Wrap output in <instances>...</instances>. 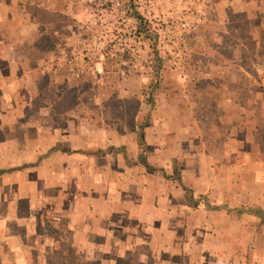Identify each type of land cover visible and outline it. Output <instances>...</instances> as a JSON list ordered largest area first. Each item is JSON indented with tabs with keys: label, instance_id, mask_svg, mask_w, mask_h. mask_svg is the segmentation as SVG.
<instances>
[{
	"label": "rangeland",
	"instance_id": "rangeland-1",
	"mask_svg": "<svg viewBox=\"0 0 264 264\" xmlns=\"http://www.w3.org/2000/svg\"><path fill=\"white\" fill-rule=\"evenodd\" d=\"M23 4L37 15L25 18L0 0V54L13 56L20 73L0 110V147L6 144L8 168L31 167L0 178V214L11 231L25 233L33 222L38 233L54 238L47 239V253L35 248L30 264H104L91 254L81 259L64 216L76 203L103 197L125 199L120 213L144 216L143 227L136 218L129 227L140 233L131 240L142 241L137 255L150 247L142 230L155 227L164 238H152L151 245L182 252V264H264V221L243 210L231 213L264 211V1L249 0L248 11L235 0ZM37 18L49 29H38ZM37 36L48 49L25 46ZM0 68L1 83H13V65L3 61ZM39 69H51L53 79ZM149 119L166 138V157L158 162L173 176L185 167L193 202L173 179H165L166 205L134 202L148 192H138L133 180L155 187L164 178L147 164V147L132 146L126 135L130 121ZM83 134L96 139L81 141ZM119 138L129 141L127 162L108 153L109 141ZM55 145L101 154L43 157ZM7 259L0 264H14L15 255Z\"/></svg>",
	"mask_w": 264,
	"mask_h": 264
},
{
	"label": "crops",
	"instance_id": "crops-1",
	"mask_svg": "<svg viewBox=\"0 0 264 264\" xmlns=\"http://www.w3.org/2000/svg\"><path fill=\"white\" fill-rule=\"evenodd\" d=\"M10 1V9L9 10H14L16 11L19 10L21 12V15L25 18L33 17V15L36 14L34 10H28L24 8L22 4H20V0H9ZM237 1V4L240 7H244L245 11H248L247 6L249 5V0H235ZM264 1V0H262ZM22 7V8H21ZM37 15V14H36ZM37 22L34 21L35 24H37V28L39 29L40 22L38 21V18L36 19ZM33 22V21H32ZM22 60V59H21ZM19 61V63L21 62ZM3 61L10 62V65H13L14 71H12V76L15 80L13 83H1L0 81V110H4L6 103L4 101L6 100V94L5 92L10 90H15L18 88V85H16V80H18V75L20 76V73H18V67L17 61L13 56H5L0 54V63ZM2 65V64H1ZM18 66V65H17ZM0 71L2 69L0 68ZM40 74L47 75V78H50L51 80L54 77V74L51 69H47L46 71L40 70ZM4 77V75H1ZM48 87V85H46ZM9 90V91H10ZM3 95V97H2ZM5 116L2 117V122H6ZM80 118V117H79ZM85 117H82L81 120H84ZM161 119L163 118H158V120L155 121V123L158 125V127L161 126ZM67 120L64 119L62 120V123H65ZM141 125V127H140ZM154 125V126H157ZM130 133H127L128 139L131 140V145H138V137L142 139L144 142V148L147 147V159L146 162L147 164L151 165V168H155L156 170L160 171V173H156L155 175L158 177L160 176L163 178L162 184H158V186L152 187L149 182H146L145 180L142 181L143 183H140L138 180H133V182L130 184L132 185L133 188H135L138 192H145L147 193V198L144 197L143 195H139L138 197H135L134 202H138L139 205H154L155 204H167V199L162 197L163 194H166V180L165 179H171V178H166V175L168 176H173L169 175L164 168H166V162L160 163L158 162V158H163L166 157L164 156V150L161 147V143L165 141L164 135H162L161 132L156 131V128L152 129L151 125V120H145L142 123H136V121H130ZM141 131L140 135L138 132ZM93 138L94 140L96 137H89L86 135H80L79 140L81 141H87L88 139ZM125 138V137H124ZM114 139L115 141H109V151L108 153H113L116 154L117 156H121L123 160L129 161V153H128V144L127 140L125 139ZM1 144V142H0ZM130 146V145H129ZM84 148V147H82ZM102 148V147H101ZM6 144L4 146L0 147V178H4V176L8 175V173L13 172V171H19L22 170L23 168L31 167V163H26L25 165H19V166H14L10 165V168L7 167L6 164ZM38 152L35 151L32 155V157H35L34 161V168H37V163H35L38 158ZM46 153L43 154V157H48L50 154H53L54 152H60L64 153L66 156H70L72 154H86V155H98L101 154L99 153L100 151L98 149L96 150H91V149H68V146H53L49 150L45 151ZM177 153L173 155L172 158L177 157ZM132 156V155H130ZM171 156V155H170ZM178 158L181 159V156H178ZM149 162V163H148ZM156 164V165H152ZM182 162V161H181ZM136 163L133 162V165ZM179 167H183V163L179 164L177 163ZM14 166V167H13ZM185 167L179 169L177 172L179 175L178 176H173L180 179V183H182L183 186L188 188L190 191H192V188L194 187V183H192L193 179L186 178L184 176ZM198 171V169H196ZM199 172V171H198ZM201 172V171H200ZM197 173V172H195ZM194 173V174H195ZM149 174L148 176H150ZM163 177H162V176ZM151 176H154L152 174ZM143 177V176H142ZM178 183V186L181 190V192H184L182 185L178 182V180L173 179ZM3 185V184H2ZM0 189H1V182H0ZM151 193H154L158 195V197H154L153 195H150ZM192 193V192H191ZM193 196V193H192ZM3 201V200H2ZM0 199V203L2 202ZM101 199H92L91 201L86 200L85 202L81 203H76L78 205H75L73 211H68L66 216V227L68 231L71 232V236L73 237V246L76 248V252L79 253L82 256V260L85 261V254H91L95 255L96 258L98 256L101 257V260L104 264H182L180 262V257L182 258V252H174L173 254L170 253L168 254L167 248L164 247V245H159V246H153L151 245V239L158 238L160 241L161 239L164 238V236L158 228H153V229H143L142 233L144 240V245L150 246L148 249H143V251L139 252L138 255L135 253L136 252V247L137 244L142 243V241H131L132 239L138 238L140 233L134 234V232H130V228L132 223L134 222V219L138 214L132 213L131 210H128L126 207L125 213H120V206H124V203L126 202L125 199H110L103 197L102 201ZM124 202V203H123ZM131 202V201H130ZM90 204V205H88ZM209 204V202H208ZM100 208V206H102ZM84 206V209L80 211ZM121 206V207H122ZM91 207V208H90ZM217 208V207H211V209ZM227 208V207H226ZM90 209V213L89 210ZM219 209V208H218ZM217 209V210H218ZM253 209H259V213L252 212ZM253 209L249 212L246 209H242L240 207L232 209L231 213L233 214H238L242 213V210L249 214L256 216L259 218V220L264 221V211L263 209L259 207H253ZM88 210V211H87ZM230 211V209H227ZM122 211V210H121ZM136 214V215H135ZM140 216V215H139ZM137 217L136 219L143 224H145L144 216L142 217ZM161 217V216H160ZM158 217V220L159 218ZM152 221L156 222V218H154ZM150 219L148 222H152ZM10 223V221H9ZM30 229L29 231H25V233H21L18 231H11L9 228L10 225L8 224V219L5 215L0 214V262H5L8 261L7 257L9 254L15 255L14 259V264H30L32 262L30 254L36 250L35 248L38 247L37 250L40 252L45 251L47 253V248H49L47 239H54L51 235L49 234H44V233H38L37 226L33 224V222L30 223ZM149 227V226H148ZM135 235V236H134ZM41 238L42 243L39 245L38 243H33L31 242L32 239L34 238ZM31 239V240H30ZM168 255H170L168 257ZM172 257H175L174 260L172 261ZM82 262V261H81ZM81 264V263H80ZM194 264V263H191ZM195 264H198L196 261Z\"/></svg>",
	"mask_w": 264,
	"mask_h": 264
},
{
	"label": "trees",
	"instance_id": "trees-1",
	"mask_svg": "<svg viewBox=\"0 0 264 264\" xmlns=\"http://www.w3.org/2000/svg\"><path fill=\"white\" fill-rule=\"evenodd\" d=\"M20 4H23V0H20V2H19ZM26 4H27V1H26ZM24 5V4H23ZM34 9V11L36 10V12H37V10L38 9H35V7L33 8ZM38 13V12H37ZM40 14H42V15H46V14H44V13H41L40 12ZM40 19V18H39ZM40 22V21H39ZM49 26L50 25H43L41 22H40V28H47V30L49 29ZM28 42H26L25 43V46L26 47H30V49H32V48H35V49H37V48H41V49H44V48H46V49H48L49 47L48 46H46V47H44V46H41L40 45V43H38V41H42V39L40 38V37H34V38H31V39H29V40H27ZM29 41H32V42H30L29 43ZM28 49V48H27ZM30 49H28V51L30 50ZM36 58V57H35ZM150 89L151 88H153V87H155L156 86V82H151L150 83ZM140 127H141V125H140ZM140 133H141V131H139L138 132V134L140 135ZM138 143L140 144V146L142 147V150H143V147H144V142L142 141V139L140 138V137H138ZM166 178H171V179H176V180H178V182L180 183L181 181H180V179H179V177L178 178H176V177H173V176H168V175H166ZM181 185H182V183H180ZM182 187H183V190H184V193L186 194V196L188 197V199L191 201V202H193V197H192V193H191V191L188 189V188H186L185 186H183L182 185ZM206 205L207 206H209V204H208V202L206 201ZM253 212H255V213H259L260 212V210L259 209H253Z\"/></svg>",
	"mask_w": 264,
	"mask_h": 264
}]
</instances>
